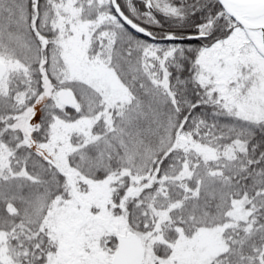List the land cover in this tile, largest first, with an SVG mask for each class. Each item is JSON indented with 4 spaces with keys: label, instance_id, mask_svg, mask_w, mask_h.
<instances>
[{
    "label": "snow or ice",
    "instance_id": "6c2138e0",
    "mask_svg": "<svg viewBox=\"0 0 264 264\" xmlns=\"http://www.w3.org/2000/svg\"><path fill=\"white\" fill-rule=\"evenodd\" d=\"M0 264H264V0H0Z\"/></svg>",
    "mask_w": 264,
    "mask_h": 264
}]
</instances>
